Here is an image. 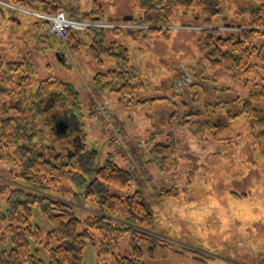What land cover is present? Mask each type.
Returning a JSON list of instances; mask_svg holds the SVG:
<instances>
[{
	"label": "rangeland",
	"instance_id": "1",
	"mask_svg": "<svg viewBox=\"0 0 264 264\" xmlns=\"http://www.w3.org/2000/svg\"><path fill=\"white\" fill-rule=\"evenodd\" d=\"M100 2L104 10L100 21L128 23L125 16L133 19L139 13L131 0ZM234 5L232 1H224L222 15L213 24L219 28H237L240 19L234 14ZM80 6L82 10L90 8L91 0H80ZM0 11V54L8 59L27 57L35 83L47 77L71 83L79 93L83 143L86 149L95 151L94 166L111 159L131 174L129 192L136 189L142 192L154 225L152 231L134 227L138 236L142 233L148 238L146 235L152 234L149 241H136L142 250L141 264H264V149L252 142L243 114L215 133L212 129L193 133L190 122L205 118L190 114L191 98L203 96L202 88L185 87V81L191 78L201 84L213 83L220 90L228 88L243 98L254 82H260L255 75L233 78L227 71L198 57L200 18L176 13L172 25L163 32H148L146 24L138 22L135 23L142 24L144 29L102 31V47H109L114 41L125 48L123 54L130 69L144 86L139 98L154 99L133 108H121L114 94L98 91L93 83L97 71L89 52L93 38L83 39L72 48L52 37L50 47L44 41L37 42L30 36L31 32H22L26 25L5 27L7 15ZM182 23L196 25L197 29L182 28ZM42 25L43 31L47 22ZM101 58L102 69L116 68L122 62L106 52ZM177 87L183 88L182 91L176 90ZM101 106L106 107V115L99 113ZM40 138L42 144L54 147L67 139L57 140L47 131ZM260 141L263 143L264 138ZM8 171L16 172L18 166L4 158L0 160L2 210L6 208V196L1 187L11 182ZM72 184L58 183L50 190L70 203L73 214L80 219L87 214L105 217L96 211V200L78 198L81 189ZM164 189L175 191L176 195L159 197V191ZM31 211L32 225L39 226L43 232L51 228L37 205ZM93 236V242L87 241L83 249L84 264H116L120 256L133 257L131 231L124 233L113 249L105 244L107 253L100 257L99 239L94 232ZM10 246V235H0V252ZM29 248L33 251L35 244L30 242ZM39 255L48 264L47 252L40 249Z\"/></svg>",
	"mask_w": 264,
	"mask_h": 264
},
{
	"label": "trees",
	"instance_id": "2",
	"mask_svg": "<svg viewBox=\"0 0 264 264\" xmlns=\"http://www.w3.org/2000/svg\"><path fill=\"white\" fill-rule=\"evenodd\" d=\"M224 1L131 0L132 6L139 11L132 20L148 25V32H163L168 29L166 26L172 25L171 19L176 13L192 15L197 20L200 18L201 28L196 40L198 57L213 67L222 68L233 78L258 76L260 84L254 82L252 90L242 98L228 88L220 90L213 83L201 84L195 79H185L186 88H202L203 96L194 95L191 98L190 114L205 117L201 121L190 122L193 133L199 134L207 129L215 133L238 114H243L252 142L259 143L256 145L264 149V142L260 141L264 138V0H229L235 4L234 14L240 19L238 29L219 28L213 24L222 15L221 5ZM0 2L10 5L0 4L3 15H7L4 16L8 21L5 27L12 29L26 25L22 32H31L30 36L37 42L44 41L50 47L52 37L60 38L46 36L47 33L45 35L42 31V24L46 22L27 11L54 15L63 10L70 17L96 21L104 18L100 0H91L90 8L84 10L81 9L80 0ZM103 30L95 28L82 33L67 31L63 41L75 48L83 39H94L89 50L97 69L93 83L98 91L114 94L121 108H133L147 100H154L139 98L138 94L144 86L130 69L128 59L123 54L125 48L114 41L109 47H102ZM103 52L120 58L122 62L116 68L102 69ZM33 75L34 70L27 57L8 59L1 52L0 160L7 159L18 166V171H8L7 177L11 182L1 187L6 196V208H0V235L9 234L11 246L0 252V264H44L39 255L40 249L47 252L48 264H84L83 249L87 241L93 242V232L99 239L97 255L100 257L107 253L105 244L113 249L128 231H131L133 257L120 256L116 264H141L142 250L136 241H149L152 234H147L148 238L142 233L138 236L134 227L152 231L154 225L142 192L139 189L129 192L131 174L111 159L94 166L95 151L86 149L83 143L78 111L80 99L74 86L48 77L35 83ZM216 91L221 92L219 96L214 94ZM44 131L57 140L67 139L58 147L42 144L40 137ZM62 182L78 185L81 189L78 198L95 199L98 205L96 211L105 217L87 214L80 219L74 215L70 203L56 197L53 189L50 190V187ZM175 193L164 189L161 193L159 191V197L175 196ZM35 205L51 224V228L45 232L31 223V210ZM30 242L35 244L33 251L29 248Z\"/></svg>",
	"mask_w": 264,
	"mask_h": 264
},
{
	"label": "built area",
	"instance_id": "3",
	"mask_svg": "<svg viewBox=\"0 0 264 264\" xmlns=\"http://www.w3.org/2000/svg\"><path fill=\"white\" fill-rule=\"evenodd\" d=\"M2 4H6L4 2H0ZM8 5V4H6ZM10 6V5H8ZM31 15L36 16L37 18L44 20L47 22V27L45 31L49 34L55 35L64 39L67 31L73 32H84L88 29L95 28H104V29H117V28H125V29H136L143 28L142 24L136 23H115V22H104V21H96V20H84L67 16L63 11H59L54 15H46L35 11H27ZM99 113L101 115H106L107 109L105 106H101L99 108Z\"/></svg>",
	"mask_w": 264,
	"mask_h": 264
},
{
	"label": "water",
	"instance_id": "4",
	"mask_svg": "<svg viewBox=\"0 0 264 264\" xmlns=\"http://www.w3.org/2000/svg\"><path fill=\"white\" fill-rule=\"evenodd\" d=\"M130 18H131L130 16H125V18H124V19H126V20H127V19H130Z\"/></svg>",
	"mask_w": 264,
	"mask_h": 264
},
{
	"label": "crops",
	"instance_id": "5",
	"mask_svg": "<svg viewBox=\"0 0 264 264\" xmlns=\"http://www.w3.org/2000/svg\"><path fill=\"white\" fill-rule=\"evenodd\" d=\"M131 32H133V31H131Z\"/></svg>",
	"mask_w": 264,
	"mask_h": 264
}]
</instances>
